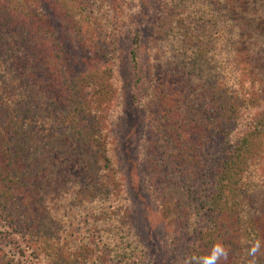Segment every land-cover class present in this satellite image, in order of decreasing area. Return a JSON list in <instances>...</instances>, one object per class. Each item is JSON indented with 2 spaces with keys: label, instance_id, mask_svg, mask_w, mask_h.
<instances>
[{
  "label": "trees",
  "instance_id": "16d2710c",
  "mask_svg": "<svg viewBox=\"0 0 264 264\" xmlns=\"http://www.w3.org/2000/svg\"><path fill=\"white\" fill-rule=\"evenodd\" d=\"M126 2L0 0V264H150L115 158L125 61L145 92L132 98L148 112L149 182L196 216L177 264L218 239L220 264H247L256 239L264 264V0H160L146 66L141 36L130 60L120 46Z\"/></svg>",
  "mask_w": 264,
  "mask_h": 264
},
{
  "label": "rangeland",
  "instance_id": "374dc122",
  "mask_svg": "<svg viewBox=\"0 0 264 264\" xmlns=\"http://www.w3.org/2000/svg\"><path fill=\"white\" fill-rule=\"evenodd\" d=\"M128 14L127 23L122 33L120 46L124 50V56L130 60V51L134 45L137 35L142 38L143 56L140 61L147 65V36L155 20V14L159 7L160 0H127ZM126 2V5H127ZM243 49V48H242ZM253 59L256 71L264 70V60L262 55ZM121 72L120 84L122 88V106L114 116L113 138L115 139V158L118 161L119 171L121 172L122 186L124 190V206L128 213V223L133 227L145 247L147 260L150 264H177L180 257V250L183 245L178 247L182 239L183 226L188 218L195 219L196 216L183 206L184 194L179 192L172 193L171 183H160L157 187L149 182L152 176L149 157L146 156L143 145L147 134L148 112L140 105L137 100L132 98L135 95L145 94L140 89L136 79H130L127 62ZM123 110V111H122ZM264 112V101L259 102V106L252 114L259 115ZM40 118H43L40 116ZM45 121V119H42ZM41 131V130H40ZM36 135H39V132ZM224 136L214 139L210 157L214 160L226 155L227 140ZM217 159V158H216ZM215 159V160H216ZM259 182L263 181L257 178ZM166 188L167 191H166ZM263 190V188H262ZM262 192V191H261ZM182 193V192H181ZM261 197V195H260ZM258 199H260L258 197ZM257 199V201H258ZM166 200L174 201L175 206L182 204L180 210L167 209ZM260 201V200H259ZM259 203V202H258ZM256 205L263 218L260 220V228L264 230V204ZM254 205H252L253 208ZM250 212L251 210H247ZM264 250V247L262 248Z\"/></svg>",
  "mask_w": 264,
  "mask_h": 264
},
{
  "label": "clouds",
  "instance_id": "9594fccd",
  "mask_svg": "<svg viewBox=\"0 0 264 264\" xmlns=\"http://www.w3.org/2000/svg\"><path fill=\"white\" fill-rule=\"evenodd\" d=\"M247 255L250 259L247 264H258V256L262 247V241L259 239L247 242ZM229 255V249L222 240H217L209 250V252L200 257H192L185 261V264H192L195 260L196 264H220V261L226 260Z\"/></svg>",
  "mask_w": 264,
  "mask_h": 264
}]
</instances>
